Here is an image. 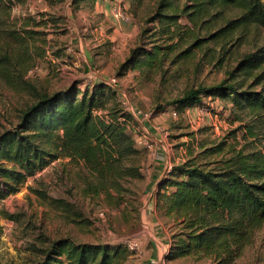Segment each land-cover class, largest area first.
<instances>
[{
    "label": "rangeland",
    "instance_id": "rangeland-1",
    "mask_svg": "<svg viewBox=\"0 0 264 264\" xmlns=\"http://www.w3.org/2000/svg\"><path fill=\"white\" fill-rule=\"evenodd\" d=\"M70 1L12 0L3 27L25 44L18 47L9 41L11 34L0 35V60L5 58L0 61V132L14 127L20 112L33 102L31 89L51 94L102 78L117 91L108 107L117 104L118 110L130 114L134 122L128 127L136 144L149 146L139 156L143 177L123 181L126 191L108 200L84 191L89 176L81 163L68 158L50 162L17 192L0 194V264H32L37 258L31 246L46 247L59 238L124 248L129 254L124 264H211L210 259L194 256L167 259L177 227L164 208L155 205L158 183L170 168L197 157L201 144L208 148L225 141L227 150L252 141L263 146L264 141L244 131L248 123L253 126L252 117L236 120L230 100L202 97L201 104L183 112L169 103L189 89L228 80L243 54L264 46V32L251 27L238 39L240 34L191 48L184 58L179 55L193 44L191 34L206 37L237 18L238 10L227 7L219 14L220 9H214L204 18L207 28L205 22L194 26L183 16L179 31L184 37L161 68H131L117 77L130 50L153 47L156 23L146 26L144 21L154 0H96L76 8ZM116 8L120 15L114 14ZM143 28L150 30L149 37L141 33ZM163 37L158 42L164 43ZM252 82L246 80L245 86ZM0 189L6 192L1 182ZM126 242L135 250L127 249ZM232 264H264V225Z\"/></svg>",
    "mask_w": 264,
    "mask_h": 264
},
{
    "label": "trees",
    "instance_id": "trees-1",
    "mask_svg": "<svg viewBox=\"0 0 264 264\" xmlns=\"http://www.w3.org/2000/svg\"><path fill=\"white\" fill-rule=\"evenodd\" d=\"M92 1L96 0H71L70 5L76 8L81 2ZM11 4L12 0H0V35L11 34L9 41L22 47L25 40L3 27ZM153 4L144 21L146 26L156 23L153 47L130 50L117 77L131 68H161L177 40L184 37L179 31L183 16L194 26L205 22L207 28L204 18L212 16L214 9L219 8V14L227 7L238 10L237 18L206 37L191 34L193 44L179 55L184 58L191 48L240 34L238 39L251 27L264 32L263 0H154ZM149 31L143 28L141 33ZM161 36L164 43L158 42ZM228 77L213 86L189 89L169 105L183 112L201 104L202 97L230 100L236 120L252 117L253 126L248 123L244 131L250 138L264 141V46L243 54ZM248 79L253 82L245 86ZM81 86L77 83L51 94L31 89L33 102L20 112L14 127L0 132V182L6 190L0 189L1 195L17 192L27 178L58 158L81 163L89 176L84 179V191L103 194L108 200L126 191L123 181L143 177L139 156L146 147L138 146L129 131L128 124L134 119L118 110L117 104L108 107L116 98L115 87L98 79ZM259 135L262 137L257 138ZM226 146L225 141L208 148L201 144L197 157L173 166L159 181L155 205L164 208L165 216L177 227L171 235L168 260L194 256L210 259L211 264H232L264 225V145L252 141L238 149L225 150ZM215 155L219 159L197 162ZM30 250L37 258L32 264H124L129 255L121 247L75 243L68 238L52 240L42 248L31 246Z\"/></svg>",
    "mask_w": 264,
    "mask_h": 264
},
{
    "label": "built area",
    "instance_id": "built-area-1",
    "mask_svg": "<svg viewBox=\"0 0 264 264\" xmlns=\"http://www.w3.org/2000/svg\"><path fill=\"white\" fill-rule=\"evenodd\" d=\"M118 10H119V9H118ZM118 10H117V8H116V10H114V14H116V15H120V13L118 12ZM112 81H113V80H112ZM173 116H175V112L173 113ZM145 147H146V148H149L148 145H146ZM124 245H125L126 248L129 249L130 251H134V250H135V248L133 247V245L130 244L129 242H126Z\"/></svg>",
    "mask_w": 264,
    "mask_h": 264
},
{
    "label": "crops",
    "instance_id": "crops-1",
    "mask_svg": "<svg viewBox=\"0 0 264 264\" xmlns=\"http://www.w3.org/2000/svg\"><path fill=\"white\" fill-rule=\"evenodd\" d=\"M100 80L102 79V78H99ZM152 136V135H151Z\"/></svg>",
    "mask_w": 264,
    "mask_h": 264
}]
</instances>
